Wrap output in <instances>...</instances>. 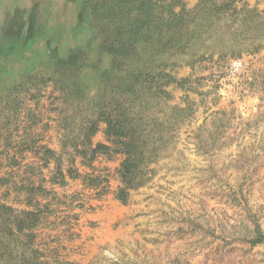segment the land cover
<instances>
[{"label": "rangeland", "instance_id": "obj_1", "mask_svg": "<svg viewBox=\"0 0 264 264\" xmlns=\"http://www.w3.org/2000/svg\"><path fill=\"white\" fill-rule=\"evenodd\" d=\"M158 65L167 101L155 98L150 111L162 127L137 119L123 140L168 145L144 157L121 199L126 155L105 133L124 112L116 79ZM36 71L63 79L79 74L97 105L92 167L76 163L80 177L53 188L72 207L53 206L40 232L41 243L60 235L62 262L264 264V0H0V88L11 89V75ZM60 84L46 88L45 109L68 94L79 98ZM149 91L135 104L138 116L148 113ZM25 95L15 89L6 104L16 107ZM43 114L45 123L55 118ZM9 133L17 141L24 136L15 125ZM60 138L51 129L45 142L58 151ZM5 171L0 197L8 195ZM92 175L100 180L87 185ZM66 213L78 218L72 240L59 224Z\"/></svg>", "mask_w": 264, "mask_h": 264}, {"label": "trees", "instance_id": "obj_2", "mask_svg": "<svg viewBox=\"0 0 264 264\" xmlns=\"http://www.w3.org/2000/svg\"><path fill=\"white\" fill-rule=\"evenodd\" d=\"M60 66L64 67L66 64ZM154 69L150 74L145 75L140 71L127 75L123 73L122 79H116L118 82L116 89L122 90L125 96L123 100L125 106L121 107L124 112L115 116L113 121L107 125L105 133L107 140L119 147L118 149L126 155L120 170V177L127 188L119 189L117 195L121 199L126 197L129 182L135 181L141 167L145 166L144 157L153 156L158 150L156 145H168L166 142L143 139L139 136L132 137L128 141L123 140L125 137L123 135L132 129L137 119L149 117L151 125L162 127V123L156 120L153 111L150 110L157 107H153L155 98L158 101L164 99L162 103L164 105L167 101V93L164 91L166 84H159L161 82L156 81L158 77L164 79L163 75H159L163 72L164 66L158 65ZM153 71H158V73H153ZM80 80L79 74L67 75L63 79L62 76L56 77L55 74L36 71L29 75L23 73L11 75L8 80L12 83L11 93L9 89L6 93L0 88V101H3L4 106L0 112V140L5 143L1 152L3 162L1 160L0 169H7L4 172L7 178L2 182L7 186L8 192V195L0 197V264H69L61 261L60 251L64 248L61 245L60 235H55L47 243H41L40 232L47 229L49 218L55 213L52 210L53 206L63 205L67 208V212H70L72 207L71 203L66 202L68 197L65 195L58 197L57 193L53 192V188L65 187L69 181L75 180L76 177L79 178L80 173L78 168H75L76 163L92 167L96 153V148L92 146V139L98 128L95 110L97 105L93 95L90 94L91 90L88 85ZM63 82L66 83L65 89L77 90L79 98L68 94L70 98L54 99V103H49L50 108L45 109L41 100L44 99L46 88L49 84L54 86ZM154 85H156L155 88H153ZM101 86L104 89L106 82L101 81ZM15 89L26 95L21 98L22 100L16 104V107H11L6 104V99L12 96ZM146 89H150L148 92L150 98L146 100L148 101V113L138 116L134 111L135 104L137 101L139 103L143 101L140 98L142 93H146ZM162 95L165 96L161 98ZM126 96H128L127 99ZM27 102L34 107L27 109V104H25ZM18 109L20 111L15 113ZM25 109L26 113L20 120L21 113ZM43 112L55 118L48 116L46 119L49 123H45ZM50 123H54L55 126H50ZM11 125H15L16 131H22L24 134L20 136L19 141L11 138L9 133ZM51 129L61 135L58 151L49 148L52 142H45ZM2 134H7L8 137H2ZM104 149L109 150L110 147ZM45 171L49 173L48 178H46ZM92 176L86 179L87 185L100 180L98 176ZM104 181L107 182L105 179ZM46 184L52 185V188L47 190ZM141 185L143 182L133 187L137 188ZM12 194H15L14 199L9 204L8 201ZM13 204L23 206V208L15 209ZM59 224L66 227L63 231L68 233L66 239L72 240L71 237L75 235L73 230L78 225L77 215L66 213Z\"/></svg>", "mask_w": 264, "mask_h": 264}]
</instances>
